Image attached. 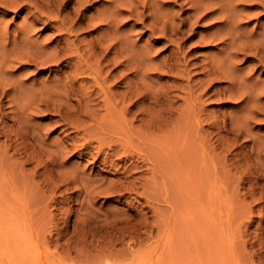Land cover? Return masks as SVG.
I'll return each mask as SVG.
<instances>
[{"label": "rangeland", "instance_id": "1", "mask_svg": "<svg viewBox=\"0 0 264 264\" xmlns=\"http://www.w3.org/2000/svg\"><path fill=\"white\" fill-rule=\"evenodd\" d=\"M12 1L0 6V264H264V7L235 0L233 56L231 40L210 41L227 26L190 1L165 5L186 23L172 42L123 13L119 54L96 75L99 27L57 45L66 34ZM62 46L79 48L81 71Z\"/></svg>", "mask_w": 264, "mask_h": 264}, {"label": "bare ground", "instance_id": "2", "mask_svg": "<svg viewBox=\"0 0 264 264\" xmlns=\"http://www.w3.org/2000/svg\"><path fill=\"white\" fill-rule=\"evenodd\" d=\"M70 1L71 0H26L25 4H26V6L29 7V13L32 16L31 22H34L36 20L42 21V19L45 18V19H47L48 24L51 25V27L54 28L56 31H58V33L60 35L66 34V38H64V39L62 38V39L57 40V43H56L57 45H59L61 43H67L68 45H73L74 42L78 38L77 30L75 31L74 29L84 30L87 27H94V26L99 27V30H100L98 32L99 34L94 36V39L89 43V46H88L89 49H87L90 51V54L88 53V55H90L93 58L94 65L93 66H90V65L87 66L85 64L87 68H91V70L93 68L94 71L93 70L92 71L95 72L96 75L101 74L100 73L101 68H99V67H101L100 63H101L102 59H104V57L107 56L111 52L112 49L118 51V54H119V50L117 49L116 43H118L120 41V37L124 32V31L122 32L123 29H121L120 28L121 26L119 25V23L121 22L120 15H122L123 13H127L130 16H137V17L142 16L143 21H146V19H149V23L148 24L145 23L143 27L149 31H152V32L158 31L161 35V36L159 35L161 39H166L167 41H170V42H172L174 40V39H172V37H175V36L177 37V35L182 36V35H184L183 33H185L183 28H182V26H184L186 24L185 21L181 20V22L179 21L178 23L177 22L175 23V21L170 20V19H172L171 18L172 16L170 17L171 13L169 14L170 9L168 10V8L165 6V5L169 4L170 0H109V5L107 4L108 6H106V7L103 6L102 10H95L94 11V9H93L92 14H89V15L85 14L83 11L87 9L91 0H77L76 1V5H77L76 7H74V4H72L70 6L69 5ZM187 1L192 2L191 8L195 12H197L199 9H204L207 12L203 15V17L206 15H210V17H211L210 19L215 20L214 23L221 22L222 24L225 25V27L227 26V28H226L227 30L224 31L225 33L223 35H222L223 31L220 32L221 35L215 33L216 31L214 33L212 32L209 35L210 39H211L210 41L215 42L216 40H221L222 41L221 43H224L223 41L225 39H227L228 42H230L229 40H231V42L228 43V45L226 44V46H229V49L232 50V52L230 50L228 53L231 56H233V54H235V52L237 53V50L242 52L243 47L242 48L238 47L242 50L237 49L235 52L233 51V48H234L233 46H238L235 43H233L235 40L234 35L237 34V33H235V32H237L236 29H234L236 31H233V25H232L233 20H234V18H233L234 14L232 15V10H233V12L236 11L235 10L236 8L233 9V7H235V5H236L235 0H214V2H212L213 0H210L211 1L210 3L208 1L209 4L206 2H204V4H202V1H204V0H187ZM232 1H234V3H232ZM238 1L242 2L244 5L246 4L245 6H249V7H252V6L253 7H258V6L264 7V0H238ZM238 1L236 0L237 3H238ZM12 3H13L12 0H0V6H2V7H6L8 5L12 6L13 5ZM45 7L48 8V11L44 10ZM22 8H24V7H20V8H18V10H20ZM51 12H55V15L49 16L48 14H50ZM235 20H237V19H235ZM43 22H45V21H43ZM234 25L236 26V23H234ZM225 27L223 26V28H225ZM239 31H241V30H239ZM5 33H3V34H5ZM239 34H240V32H239ZM123 36H125V34H123ZM239 36L240 35H237L236 37H239ZM247 36H248V34H247ZM262 36H264V35H262ZM3 37L4 36L1 37V41H2ZM250 37H252V36H250ZM250 37H249V39H250ZM5 38H6V35H5ZM238 39L240 40V38H238ZM23 40L25 41V39H23ZM246 40H248V39H246ZM20 41H22V40H20ZM71 41L73 44L70 43ZM242 41H244V40L242 39ZM250 41H252V40H250ZM3 42L4 41H2V43ZM235 42H237V41H235ZM244 42H246V41H244ZM255 42H256V40H255ZM260 43H261V41H260ZM262 43H264V42H262ZM252 44H253V42H252ZM2 46H4V45H2ZM6 46H8V45H6ZM247 46H245V50H246ZM257 46H259V44ZM10 48H11V46H10ZM255 48H256V46H255ZM15 49H16V47H15ZM17 49H20V48L17 47ZM27 49H29V47ZM60 49H61V52L64 56L69 55V57H72V56L76 57V62H78L77 63L78 65L80 64L79 61H81L83 59V55L79 52V48H75L74 52L68 46L67 47L62 46ZM229 49H226V50H229ZM248 49H247V51H248ZM250 49H251V46H250ZM262 49H264V48H262ZM262 49L259 50V48H258V50L260 52ZM6 50H7V48H6ZM6 50H5V53L8 56L9 53L6 52ZM253 50H255V49L253 48ZM15 51L13 52L12 55H14V53H17ZM19 52H18V54H20ZM262 52H264V51H262ZM10 53H12V52H10ZM113 53H116V52H113ZM243 53H245V51ZM247 53H245V54H247ZM258 53L259 52H257L256 54L258 55ZM18 54L16 57H18ZM24 54H26V53H24ZM251 54H253V52H251ZM2 55H1V57L4 58V56H2ZM21 55H19V56H21ZM7 56L5 57L6 62L9 61V59H8L9 57L12 58V56H9L8 58H7ZM84 56H86V55H84ZM24 57H25V55H24ZM175 57H178V56H175ZM177 59L174 58L173 62ZM1 60L3 61V59H1ZM111 62H113V60ZM226 62H227V60H226ZM112 64H114V63H112ZM78 65H74L75 66L74 69H76L77 71H81L83 68H82V66H80V65L78 66ZM85 65H84V67H85ZM176 66H177V64L175 65V64H171V63L168 65V67L170 69H174ZM228 66H230V65H228ZM102 68H104V67H102ZM76 70H74V71H76ZM85 70H87V69H85ZM211 70H210V73H211ZM215 71L217 73L222 72V71H217V68ZM224 72H226V71H224ZM95 73H94V75H95ZM212 73H213V71H212ZM229 74H231L230 71H229ZM209 75H211V74H209ZM213 75H214V73H213ZM218 75H220V74H218ZM218 75H216V77ZM222 75H223V73H222ZM223 77H225V73H224ZM99 78H101V76ZM225 78H227V75ZM228 78H230L229 75H228ZM93 79H94V77H93ZM214 79H215V75H214ZM232 80H233V77H232ZM93 81L95 83L97 82L96 80H93ZM99 82L96 84L98 85ZM231 84H232V81H231ZM99 87H101V86H98V88ZM231 93H233V92H231ZM2 94L6 95L5 92H3Z\"/></svg>", "mask_w": 264, "mask_h": 264}]
</instances>
